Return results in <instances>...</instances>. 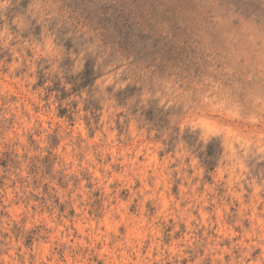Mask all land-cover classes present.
Masks as SVG:
<instances>
[{"label": "rangeland", "instance_id": "1", "mask_svg": "<svg viewBox=\"0 0 264 264\" xmlns=\"http://www.w3.org/2000/svg\"><path fill=\"white\" fill-rule=\"evenodd\" d=\"M0 264H264V0H0Z\"/></svg>", "mask_w": 264, "mask_h": 264}]
</instances>
